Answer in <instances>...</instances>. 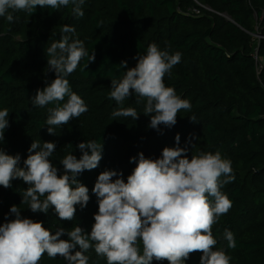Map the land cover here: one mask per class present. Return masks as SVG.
I'll use <instances>...</instances> for the list:
<instances>
[{"label": "trees", "instance_id": "16d2710c", "mask_svg": "<svg viewBox=\"0 0 264 264\" xmlns=\"http://www.w3.org/2000/svg\"><path fill=\"white\" fill-rule=\"evenodd\" d=\"M71 9V4L59 9L36 6L32 15L12 13L11 23L0 17V110L10 112L0 148L9 155L18 154L23 167L33 141L41 146L54 142L56 149L49 160L63 174L62 159L68 154L79 159L82 153L77 145L96 140L102 144L98 167L77 177L89 189L90 199L86 207L75 206L72 221H62L51 207L47 214L32 213L28 204L21 203L28 185L15 179L10 188L0 186V224L5 217L14 218L10 207L15 204L22 217L42 221L53 234L75 226L90 233L98 211L92 192L98 175L116 170L126 182L135 167L131 157L143 152L146 158H160L164 147L177 146L179 134V146L188 149L189 158L219 151L231 161L235 178L221 191L232 207L212 226L216 247L230 255V264H264V0H85L84 15L79 18ZM64 25L75 28L73 39L82 41L89 55L94 51L95 61L81 71L88 62L83 58L67 77L88 111L49 135L45 121L47 107L53 105L34 107L31 98L46 80L55 78L48 70L46 53L60 39ZM152 43L182 54L164 82L191 103V110H181L173 127L161 125L159 131L148 127L144 101L137 104L133 94L118 105L109 95L111 80L126 71L120 68L121 61L134 67V57L146 54ZM119 107L136 108L139 118L113 120L111 113ZM191 116L196 117L195 123ZM225 229L233 233L235 248L228 247ZM78 250L77 246L73 254ZM85 255L88 264H107L94 247ZM201 255L190 254L185 264H200ZM39 264L68 262L45 253ZM152 264L168 261L153 260Z\"/></svg>", "mask_w": 264, "mask_h": 264}, {"label": "clouds", "instance_id": "9594fccd", "mask_svg": "<svg viewBox=\"0 0 264 264\" xmlns=\"http://www.w3.org/2000/svg\"><path fill=\"white\" fill-rule=\"evenodd\" d=\"M84 3L85 0H0V17L11 23L14 12L32 15L36 6L59 9L71 4L73 15L79 18L84 15ZM61 33L46 53L48 70L54 72L55 78L46 80L31 98L34 107L53 105L47 107L45 121L49 135H56L57 127L88 111L67 77L83 58L87 57L88 62L81 71L95 61V52L89 55L83 42L73 39L74 27L64 25ZM181 55L149 44L146 54L134 57V67L121 61L119 66L126 71L111 80L110 98L123 105L134 94L137 104L145 102L143 114L150 117L149 128L159 131L161 125L173 127L181 110H191L190 101L164 82ZM9 113L7 108L0 110V141H4L9 126ZM139 114L134 107H119L111 116L113 120H137ZM189 119L196 122L195 116ZM175 141L177 146L164 147L160 158H146L143 152L131 157L135 167L126 182L123 173L116 170H104L98 175L92 188L98 211L90 233L75 226L70 231L60 228L53 234L42 221L22 217L18 206L12 205L10 214L14 218L5 217L6 222L0 224V264H39L45 253L53 259L63 257L68 264H88L85 253L93 247L107 264H152L153 260L185 264L195 252L202 253L200 264H230V255L216 247L218 241L211 229L232 207L221 191L235 178L231 161L219 151L199 152L189 158L188 149L179 146V134ZM77 147L82 155L79 159L66 155L61 161L63 174H58V168L49 160L56 149L54 142L41 146L39 141H33L23 167L19 166L18 154L9 155L0 148V186L10 188L13 180L20 179L28 185L21 203L28 204L32 213L47 214L51 207L60 220L72 221L75 206L86 207L90 199L89 189L77 177L84 170L97 168L102 159V144L96 140L80 142ZM65 234L68 239H61ZM223 236L228 247L235 248L233 233L225 229ZM77 246L79 250L73 254Z\"/></svg>", "mask_w": 264, "mask_h": 264}]
</instances>
